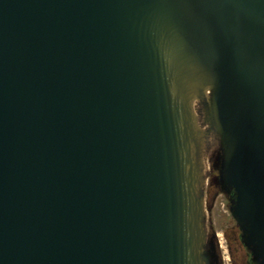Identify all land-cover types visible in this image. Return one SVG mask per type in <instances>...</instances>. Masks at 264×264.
Masks as SVG:
<instances>
[{
	"label": "water",
	"instance_id": "obj_1",
	"mask_svg": "<svg viewBox=\"0 0 264 264\" xmlns=\"http://www.w3.org/2000/svg\"><path fill=\"white\" fill-rule=\"evenodd\" d=\"M215 136L264 264V0H0V264H209Z\"/></svg>",
	"mask_w": 264,
	"mask_h": 264
},
{
	"label": "rangeland",
	"instance_id": "obj_2",
	"mask_svg": "<svg viewBox=\"0 0 264 264\" xmlns=\"http://www.w3.org/2000/svg\"><path fill=\"white\" fill-rule=\"evenodd\" d=\"M204 157L207 170V180L204 186L206 232L208 236L209 230L214 231L216 237L219 239V237L222 238L226 234L233 235V230H235L236 225L234 223L235 218L230 210V198L228 197V193L224 188H218L216 182H214L216 175L219 176V171L216 166L217 164L219 166L222 162L220 140L217 136H215L214 140L210 143L208 152ZM219 183V185H221L220 181ZM223 244H225V242H223Z\"/></svg>",
	"mask_w": 264,
	"mask_h": 264
},
{
	"label": "flooded vegetation",
	"instance_id": "obj_3",
	"mask_svg": "<svg viewBox=\"0 0 264 264\" xmlns=\"http://www.w3.org/2000/svg\"><path fill=\"white\" fill-rule=\"evenodd\" d=\"M220 166L221 164L219 166L217 164L216 166L219 171V176L216 175L214 182H216L218 188H224L230 198L229 190L220 179ZM219 181L221 182V185H219ZM234 223L236 228L233 230V235L226 234L222 238L219 237V239L216 237L214 231L209 230L206 241V251L209 254V264H256L253 259V253L244 242L241 227L236 220ZM223 242H225V244H223Z\"/></svg>",
	"mask_w": 264,
	"mask_h": 264
},
{
	"label": "bare ground",
	"instance_id": "obj_4",
	"mask_svg": "<svg viewBox=\"0 0 264 264\" xmlns=\"http://www.w3.org/2000/svg\"><path fill=\"white\" fill-rule=\"evenodd\" d=\"M205 92L206 94L208 95L210 93V88L207 87L205 89ZM200 99L198 97H194L193 100H192V104H193V107H194V110L196 112V115L198 116V119H197V125L202 129V130H205L207 128V126L203 125L202 124V121L201 119L199 118V115H198V105H199V102ZM210 140H214L213 138H210ZM209 141L206 139L204 140V146H203V152H204V155H203V159H204V173L207 171L206 170V161H205V154L208 152V149H209ZM208 164V163H207Z\"/></svg>",
	"mask_w": 264,
	"mask_h": 264
}]
</instances>
